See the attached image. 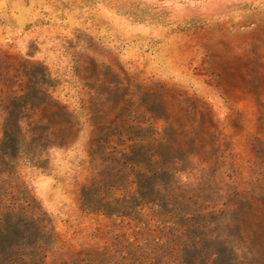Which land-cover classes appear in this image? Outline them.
Masks as SVG:
<instances>
[{"label":"rangeland","instance_id":"rangeland-1","mask_svg":"<svg viewBox=\"0 0 264 264\" xmlns=\"http://www.w3.org/2000/svg\"><path fill=\"white\" fill-rule=\"evenodd\" d=\"M0 264H264V0H0Z\"/></svg>","mask_w":264,"mask_h":264},{"label":"trees","instance_id":"trees-1","mask_svg":"<svg viewBox=\"0 0 264 264\" xmlns=\"http://www.w3.org/2000/svg\"><path fill=\"white\" fill-rule=\"evenodd\" d=\"M9 134V133H6ZM125 156L128 155V153L125 151ZM154 157V155H151L149 158L150 160L154 163V165L157 166V161L155 162V160H153L152 158ZM131 174H127V181L132 178L131 182H129V187L125 188V191H130V188L133 185H136L137 190L134 192V195H138L140 197H142V199H145L148 195L149 200H146V202H144L145 204L148 203H155L158 198L152 199L151 197L154 196L155 192H158L160 189L159 187V183L160 181L162 183L168 184L169 181L164 182L163 180V175L164 172L163 169H161L160 167L154 168V170H145L142 163L141 162H136L133 164V166H131V170L129 171ZM145 182V184H144ZM146 191V192H145ZM159 201V200H158ZM156 204V203H155ZM159 206V205H157ZM107 215H111V213H107Z\"/></svg>","mask_w":264,"mask_h":264}]
</instances>
